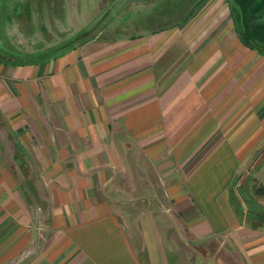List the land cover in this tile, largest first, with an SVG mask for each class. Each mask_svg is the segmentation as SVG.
I'll list each match as a JSON object with an SVG mask.
<instances>
[{"label": "crops", "instance_id": "obj_1", "mask_svg": "<svg viewBox=\"0 0 264 264\" xmlns=\"http://www.w3.org/2000/svg\"><path fill=\"white\" fill-rule=\"evenodd\" d=\"M199 5L34 58L0 42V264H184L186 241L264 264V49L234 0Z\"/></svg>", "mask_w": 264, "mask_h": 264}, {"label": "rangeland", "instance_id": "obj_2", "mask_svg": "<svg viewBox=\"0 0 264 264\" xmlns=\"http://www.w3.org/2000/svg\"><path fill=\"white\" fill-rule=\"evenodd\" d=\"M201 0H0V42L17 59L53 53L75 40L135 37L196 15ZM263 1L236 19L252 44L264 47ZM24 56V57H23ZM254 186L264 187V145L251 160ZM183 263H194L199 250L185 242ZM201 248V245H199ZM212 250L217 242L206 245Z\"/></svg>", "mask_w": 264, "mask_h": 264}, {"label": "trees", "instance_id": "obj_3", "mask_svg": "<svg viewBox=\"0 0 264 264\" xmlns=\"http://www.w3.org/2000/svg\"><path fill=\"white\" fill-rule=\"evenodd\" d=\"M259 1H263V4H264V0H234V3L236 4V6L239 7V9L241 11V14L243 16H246L247 17L249 15V11H250V9L252 8L253 5H254V10L255 9H259V8H257ZM262 6L264 7V5H262ZM242 37H243V40L246 43L252 44L250 42V40H248V38L246 37V34L245 33H242ZM252 45L259 46V47H261V48L264 49V47H262L260 45H256V44H252ZM259 215H260V217L262 219L264 218V212H260Z\"/></svg>", "mask_w": 264, "mask_h": 264}]
</instances>
